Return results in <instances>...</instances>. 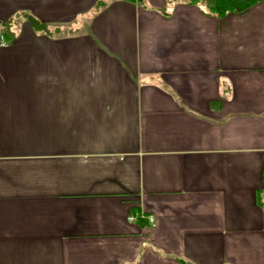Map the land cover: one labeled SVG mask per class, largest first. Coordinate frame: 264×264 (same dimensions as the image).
<instances>
[{"label": "crops", "instance_id": "0c3cea01", "mask_svg": "<svg viewBox=\"0 0 264 264\" xmlns=\"http://www.w3.org/2000/svg\"><path fill=\"white\" fill-rule=\"evenodd\" d=\"M0 264H264V1L0 0Z\"/></svg>", "mask_w": 264, "mask_h": 264}, {"label": "trees", "instance_id": "16d2710c", "mask_svg": "<svg viewBox=\"0 0 264 264\" xmlns=\"http://www.w3.org/2000/svg\"><path fill=\"white\" fill-rule=\"evenodd\" d=\"M193 4H200L204 7L205 11L208 13L215 14L219 17H224L231 12H242L250 8L255 3L264 0H187ZM21 14H16L7 21L1 22L3 27V35L6 41H10L15 36V28L17 27L18 21ZM29 20L36 30L50 31L51 28L44 24L42 21L38 20L36 17L28 15ZM56 34H68L72 31L70 26L66 27H55Z\"/></svg>", "mask_w": 264, "mask_h": 264}, {"label": "built area", "instance_id": "2783aa9c", "mask_svg": "<svg viewBox=\"0 0 264 264\" xmlns=\"http://www.w3.org/2000/svg\"><path fill=\"white\" fill-rule=\"evenodd\" d=\"M148 218L150 219L151 222H153V220H154L153 215H149ZM129 219L130 220H133L134 219V216H130Z\"/></svg>", "mask_w": 264, "mask_h": 264}]
</instances>
